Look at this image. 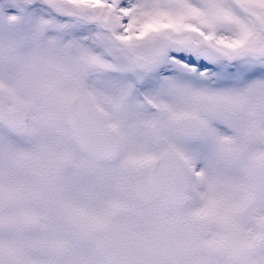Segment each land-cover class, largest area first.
<instances>
[{
	"label": "snow or ice",
	"instance_id": "1",
	"mask_svg": "<svg viewBox=\"0 0 264 264\" xmlns=\"http://www.w3.org/2000/svg\"><path fill=\"white\" fill-rule=\"evenodd\" d=\"M0 264H264V0H0Z\"/></svg>",
	"mask_w": 264,
	"mask_h": 264
}]
</instances>
